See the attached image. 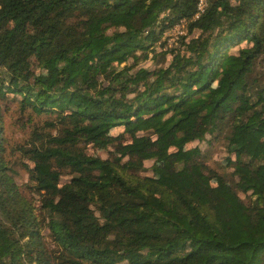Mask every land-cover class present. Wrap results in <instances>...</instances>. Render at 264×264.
Returning a JSON list of instances; mask_svg holds the SVG:
<instances>
[{
  "label": "trees",
  "instance_id": "1",
  "mask_svg": "<svg viewBox=\"0 0 264 264\" xmlns=\"http://www.w3.org/2000/svg\"><path fill=\"white\" fill-rule=\"evenodd\" d=\"M198 2L0 0V264H264V0Z\"/></svg>",
  "mask_w": 264,
  "mask_h": 264
},
{
  "label": "rangeland",
  "instance_id": "2",
  "mask_svg": "<svg viewBox=\"0 0 264 264\" xmlns=\"http://www.w3.org/2000/svg\"><path fill=\"white\" fill-rule=\"evenodd\" d=\"M193 35L194 34H191V35L186 34L185 23L182 22L178 25L173 26L172 28L166 29L163 32V34L161 35L160 39L156 42V44L153 47L160 44V42L166 40V45H164V47H163V49H166V48L170 47L172 44L176 45L178 42V39L181 36H184V37L187 36V38H191ZM244 45H246V42H243L240 45L235 46L234 48L230 49L229 52H233L237 48L244 46ZM150 56H151V52L149 54V57ZM169 58H170V55H167V57L165 58V64L167 63ZM154 64H155V60L148 58L146 60L141 61L139 66L150 67V66H153ZM11 108H12V110L15 108V103H13V102L11 103ZM5 121H6V126H7V134L9 135L10 139L11 140H20L23 136L22 130H17V128L15 126H13V123H12L13 119L10 118L9 116L6 117ZM121 131H122V129L117 128V129H114L112 131V133L118 134ZM123 139L125 141H128V137L126 135H123ZM194 146H198L201 150L208 149V152L210 153V159L206 161L207 165H209L213 169H216V170L219 169L218 163H216V162H219L221 159H223L225 154H226L224 147H223V144H222V140H217V141L211 143L209 146L204 141H201V142L195 141L193 143L188 144L187 148H191ZM89 152L94 153V154L103 155V152L101 150L89 149ZM156 163L160 164L161 162L155 161V160H146L144 162V170L141 173L143 175H147L150 177L155 176V174L152 172L151 168ZM66 178H67V176H64L62 181H65ZM15 179H16V182L18 184H21L27 180V175L25 172L19 171V174H17L15 176ZM212 183L216 184L217 180L213 179ZM46 239L48 240L49 238L47 237Z\"/></svg>",
  "mask_w": 264,
  "mask_h": 264
},
{
  "label": "built area",
  "instance_id": "3",
  "mask_svg": "<svg viewBox=\"0 0 264 264\" xmlns=\"http://www.w3.org/2000/svg\"><path fill=\"white\" fill-rule=\"evenodd\" d=\"M204 4H205L204 0H199L197 5L198 12L195 14V17H197L199 13L203 11Z\"/></svg>",
  "mask_w": 264,
  "mask_h": 264
}]
</instances>
